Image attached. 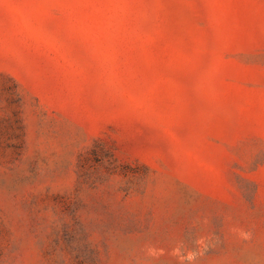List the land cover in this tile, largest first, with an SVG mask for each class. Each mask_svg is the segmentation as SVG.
<instances>
[{"label": "rangeland", "instance_id": "1", "mask_svg": "<svg viewBox=\"0 0 264 264\" xmlns=\"http://www.w3.org/2000/svg\"><path fill=\"white\" fill-rule=\"evenodd\" d=\"M0 264H264V0H0Z\"/></svg>", "mask_w": 264, "mask_h": 264}]
</instances>
